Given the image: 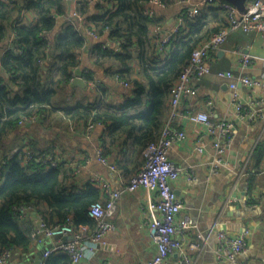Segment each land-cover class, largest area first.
Returning a JSON list of instances; mask_svg holds the SVG:
<instances>
[{
    "label": "crops",
    "instance_id": "0c3cea01",
    "mask_svg": "<svg viewBox=\"0 0 264 264\" xmlns=\"http://www.w3.org/2000/svg\"><path fill=\"white\" fill-rule=\"evenodd\" d=\"M78 1L72 0L73 11H77ZM193 1L202 7L201 0ZM164 2L165 8L145 4V12L155 20L151 26L153 43L160 37L172 34L178 24L180 12L186 8L182 0ZM97 3L99 2H89L86 7L88 15L98 12ZM67 20L77 22L78 19L67 14L66 10L64 15L57 16L56 30ZM36 21L37 16L33 11H24L21 15L23 24L31 25ZM12 37L13 33L10 40ZM96 42L117 47L115 42L108 39L107 34L97 40L88 37L87 44L81 50L79 68L83 72L93 70L95 76L107 87L105 100L119 103L132 94V85L125 86L121 81L109 79L102 68L95 67L91 46ZM169 49L170 47L162 53L157 52L156 63L166 58L170 53ZM247 54L253 56L252 64L249 69H243L240 66L241 60ZM210 62L211 73L195 82L198 93L182 100L181 112L206 111L211 114L213 121L230 119L234 123L233 134L223 155V163L217 168L218 173L214 174L212 169L217 158L212 146L214 136L208 134L206 126L193 122L184 115L173 121V126L185 130L187 136L175 142L168 154L170 160L183 170L173 182L174 191L183 204L176 220L178 223L187 221L190 225L186 249L193 264H229L216 259L217 233L224 230L235 236L245 229H249L251 233L240 260L244 264H264V143L262 157L254 156L258 144L264 141V88L252 90L239 83L245 108L238 114L231 102V90L227 82L217 76L221 70H232L236 79L245 73L264 79V39L257 33L232 31L225 43L211 53ZM84 80L86 87H70L69 83L66 92L62 89L55 107L98 99L99 93L89 81ZM251 97L256 98L258 103L250 104ZM166 107L165 118L163 117L165 122L168 120L169 103ZM105 128L102 124L72 121L62 111L55 110L52 114L37 118L36 122L20 124L12 131L0 147V159L4 150L11 153L16 152L22 144L25 150L32 145L42 154L41 158L51 156L66 168H72L77 187L93 183L100 189L98 201H104L106 194L99 180L106 181L112 190H118L141 168V165L135 163L121 167L129 153L124 147L116 146L113 151L103 152L101 141ZM200 138L203 147L201 153L197 150ZM99 150L107 158V164L99 160ZM118 150L123 154L117 155ZM143 160L141 155L140 161ZM158 199L155 191L144 188L123 194L112 218L115 229L102 242L94 244L85 241V256L78 264H147L157 253V244L151 238L147 224L153 218L161 216L158 210L151 207ZM24 219L25 226L31 230L43 220L35 207L27 211ZM57 241L58 238L55 237L39 236L33 241L29 251L13 249L8 264L31 263L30 258L37 251L51 247ZM168 264H179L177 253L170 255Z\"/></svg>",
    "mask_w": 264,
    "mask_h": 264
},
{
    "label": "trees",
    "instance_id": "16d2710c",
    "mask_svg": "<svg viewBox=\"0 0 264 264\" xmlns=\"http://www.w3.org/2000/svg\"><path fill=\"white\" fill-rule=\"evenodd\" d=\"M90 1L99 2V10L93 15L87 14ZM146 2L78 1L77 12L86 24L117 44H92L93 64L102 68L109 79L132 85V94L119 103L108 102L104 98L107 87L101 80L95 101L55 107L60 91L66 92L80 65L81 50L89 36L71 20L56 30L57 16L66 13L67 0H0V147L21 121L60 110L72 121L105 125L103 152L124 147L129 153L121 167L131 163L142 167L140 156L157 139L165 123L171 86L188 65L193 50L227 26V10L221 6L202 5L191 15L182 9L183 23L167 44L170 53L156 63L157 40L153 43L151 36L155 20L145 12ZM24 11H33L37 21L31 25L21 23ZM93 76V70L83 72L89 82ZM262 143L254 152L259 158ZM28 148L42 156L32 145ZM16 150H4L0 159V254L6 249L29 251L33 245L32 230L25 226L16 206L31 204L49 225L62 224L68 218L76 228L94 225L89 208L99 200V188L91 182L77 187L73 169L62 163L52 166L35 159L27 161L23 144ZM116 153L123 154L119 150ZM69 261L68 254L53 252L44 264Z\"/></svg>",
    "mask_w": 264,
    "mask_h": 264
},
{
    "label": "built area",
    "instance_id": "2783aa9c",
    "mask_svg": "<svg viewBox=\"0 0 264 264\" xmlns=\"http://www.w3.org/2000/svg\"><path fill=\"white\" fill-rule=\"evenodd\" d=\"M3 1L9 2L10 0ZM99 1L106 2L107 0ZM182 1L186 4V12L189 15L193 14L197 7H200L198 4H194L193 0ZM146 3L159 8L166 7V3L163 0H147ZM207 4L221 6L227 10V26L213 33L193 50L188 65L171 86L169 91L168 120L164 123L157 139L149 143L144 149V163L141 169L136 175L131 177L126 185L118 190H112L106 181L99 180L106 194V199L104 201H96L90 205L89 215L94 220L93 226L85 224L76 228L71 218H68L62 224L55 225H49L44 221H40L31 231L30 236L33 240L43 235L49 238H58L55 244L46 248L43 254L44 260L53 252H64L70 257L68 264L80 263L85 256V249L83 247L85 241L97 244L102 242L104 237L115 229L112 218L117 211L121 196L125 193H132L137 189L144 188L157 193L159 199L151 207L158 210L161 215L159 218H153L147 224L150 236L157 244V253L147 264H168L169 257L173 253H177L179 264H193L186 249L187 231L190 225L187 221H179L178 223L176 220L183 204L174 191L173 182L183 173V170L174 161L170 160L168 156L171 146L175 142L185 139L187 136L185 130L173 126V121L178 116L184 115V117L189 118L193 122L206 126L208 134L214 136L212 146L216 151L217 158L212 173L217 174V168L223 163V155L231 141L234 123L227 118L213 121L211 114L206 111H188L182 114V100L198 93L195 82L211 73V53L225 43L230 32L257 33L264 39V0H247V7L244 12H240L236 6L223 0L200 1L201 6ZM184 14L185 12L180 14L178 24L172 34L157 39L156 45L159 53L164 52L168 48L167 44L183 23ZM72 15L78 19L76 25L83 29L86 35L94 40L99 39L100 36L95 28L87 25L76 10L72 12ZM252 60L253 56L249 54L243 56L240 64L241 68L249 69ZM217 76L227 82L231 90V102L238 114L242 113L245 108L238 84H243L252 90L264 88L263 78H256L246 73L236 79L232 70H221L217 73ZM90 83L96 89L101 86L102 81L100 78L93 76ZM122 83L125 86L129 85L126 82ZM249 102L252 105L258 103L257 99L252 97L249 99ZM260 115L261 113L258 114V117ZM37 118L33 117L30 120L21 121L20 124L36 122ZM199 143L197 150L201 153L203 151V147H201L202 138L199 139ZM25 151L27 161L35 159L43 163H49L52 166L58 164V161L51 156H48L46 159L41 158V156L38 157L31 148ZM98 157L102 163H108L107 158L102 154L101 150L98 151ZM31 208H33L31 204H23L16 206L15 210L24 217ZM250 233L249 229H245L242 233L233 236L224 230H219L215 252L216 259L219 262H227L229 264H244L240 260V255L246 250L247 239ZM12 253V249L3 251L0 254V264H8L12 258ZM24 264L32 263L26 262ZM41 264H44V261Z\"/></svg>",
    "mask_w": 264,
    "mask_h": 264
},
{
    "label": "water",
    "instance_id": "95a60500",
    "mask_svg": "<svg viewBox=\"0 0 264 264\" xmlns=\"http://www.w3.org/2000/svg\"><path fill=\"white\" fill-rule=\"evenodd\" d=\"M223 1H226V2L236 6L240 12H244L246 10V7H247V0H223ZM71 5H72V0H67V6H68L67 7V14H70V15L73 12ZM69 86L70 87H76V86L86 87L87 86V83L85 82V80L83 78V70L81 68L78 67L75 69L74 77L71 80ZM45 250H46V248H43V249H40L39 251H37L30 258L31 263L41 264L44 261L43 254H44Z\"/></svg>",
    "mask_w": 264,
    "mask_h": 264
}]
</instances>
